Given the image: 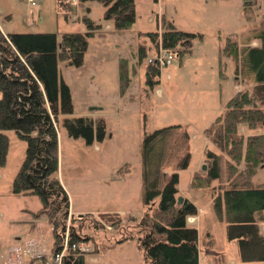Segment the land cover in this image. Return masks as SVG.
Listing matches in <instances>:
<instances>
[{
    "label": "rangeland",
    "instance_id": "rangeland-1",
    "mask_svg": "<svg viewBox=\"0 0 264 264\" xmlns=\"http://www.w3.org/2000/svg\"><path fill=\"white\" fill-rule=\"evenodd\" d=\"M243 1L133 0L134 20L126 30L116 31L112 21L103 17L104 8L97 0L76 5L66 16L56 9L55 0L33 3L0 0V29L4 32L51 31L59 42L63 32L85 30L82 14L99 24L98 30L87 37L79 65L66 64L59 58L57 64L70 89V115H93L94 121L102 118L104 133L101 138L94 136L87 142L82 135L67 132L62 123L65 114H59L54 122L57 175L69 193L70 208L76 212L82 210L80 213L86 215L81 220L68 216L65 222L68 226L74 224L80 235H86L83 241L90 248L86 258L97 257V261L90 260L89 264H144L136 238L118 239L134 234L137 219L130 220L128 216L139 218L143 211L140 158L143 133L170 123L185 126L190 152L186 167L178 173L177 195L202 207L195 226L201 233L209 226L215 244L223 243L224 222L216 217L206 190L192 187L190 179L194 171L204 170L201 165L205 163V148L219 155L222 180L227 177L226 155L206 138L202 129L221 112L235 92V84L236 89H247L253 81L241 62L245 47L259 44L254 33L264 29V0H246L249 3L244 7ZM161 18L171 20L178 29L196 34L189 52L177 55L171 51L170 62L158 65V81L150 86L145 82L144 66L149 58L156 56L157 48L143 37L145 54L137 63V45L143 39L136 32L159 30ZM225 36L237 41V62L221 49ZM160 50L164 52L161 47ZM121 58L126 60L129 76L127 89L122 93L118 84ZM238 130L244 135L254 132V128L245 125ZM4 132L8 147L5 162L0 166V264L6 261L9 249L26 247L32 239L33 247L48 255L53 240L45 214L35 213L40 206L37 197L10 191L25 142L12 129ZM233 163L237 169L235 177L247 173L245 160ZM259 167L250 177L253 184L264 181V168ZM102 210L117 212L121 220L113 226L108 222L104 226L94 225L97 212ZM28 254L22 255L23 260L29 259ZM226 260L240 262L232 252Z\"/></svg>",
    "mask_w": 264,
    "mask_h": 264
},
{
    "label": "trees",
    "instance_id": "trees-1",
    "mask_svg": "<svg viewBox=\"0 0 264 264\" xmlns=\"http://www.w3.org/2000/svg\"><path fill=\"white\" fill-rule=\"evenodd\" d=\"M88 0H55L64 16ZM103 6V17L112 21L116 31L126 30L134 20L133 0H97ZM84 31L63 32L59 42L51 31L17 32L0 30V166L4 164L8 147L5 129H12L24 140L22 160L10 182L12 193L35 195L40 202L35 213L45 214L52 233L51 251L60 247L68 215V197L57 175V132L54 122L65 114L62 123L70 135H82L87 142L104 133L102 118L94 121L85 115H70V89L59 74L58 58L69 65L82 62L87 37L97 31L99 24L86 14L81 15ZM100 32V31H98ZM196 33L178 29L169 19L161 18L159 30L137 31V63L145 54L144 38L155 48L189 52ZM257 45L245 47L242 59L253 81L247 89H237L225 102L223 109L207 127L206 138L227 157V177L222 180L218 154L204 149L205 169L192 173L190 185L208 189L212 209L224 222L225 235L236 242L241 261L264 260V181L253 184L250 177L260 165L264 168V29L254 33ZM59 43V44H58ZM237 62V41L225 36L221 47ZM134 69V68H133ZM157 63L144 66L145 82L158 81ZM119 91L129 84L126 60H119ZM240 125L254 132H239ZM190 152L188 133L184 125L170 123L144 132L140 145L141 202L143 211L137 219L134 234L123 235L118 241L134 237L143 252L144 264H197V229L186 222L197 207L188 202L176 203L178 171L186 167ZM245 160L247 173L235 177L233 162ZM171 162V166L169 163ZM170 167L166 169V167ZM215 180V185L212 181ZM184 201L187 199L184 197ZM85 214H69L81 220ZM121 220L117 212H99L94 225L104 222L116 225ZM69 241L84 240L74 224L68 226ZM61 264H89L85 254L68 249Z\"/></svg>",
    "mask_w": 264,
    "mask_h": 264
},
{
    "label": "crops",
    "instance_id": "crops-1",
    "mask_svg": "<svg viewBox=\"0 0 264 264\" xmlns=\"http://www.w3.org/2000/svg\"><path fill=\"white\" fill-rule=\"evenodd\" d=\"M250 2H252V1L250 0ZM246 3H249V2H246ZM246 3H244V1H243V4H242L243 7L246 5ZM1 31L4 32L3 30H1ZM235 79H236V77H235ZM234 87H235V90L234 91H236L237 90L236 89L237 88V84H235ZM157 91H158L157 93H160L159 90H157ZM92 108L93 109H98L97 107H92ZM90 117L92 118L93 115H91ZM240 126H242V125H240ZM259 168H261V167H259ZM178 173H179V171H178ZM213 181H215V180H213ZM212 184H215V183H212ZM61 185L63 186L64 190L66 191L64 185L62 183H61ZM177 189H178V186H177ZM204 190H206V192H207L206 193L207 199L211 203V197H210L211 193H210V191L208 189H204ZM66 194H67V197H68V212L69 213H72V214H78V213H80V211H82V210H77V212H76V211H73L72 208H70L69 193L66 192ZM188 201L189 202H192L197 207V213L193 215V216H195V220L197 221V219L199 217V213L202 212V207L199 204H196L195 202H193L191 200H188ZM104 211L105 210L98 211L97 213L104 212ZM105 212H110V211H105ZM194 221L192 222L191 220L187 219V217H186V222L187 223L194 224L195 225V222L196 221L195 222ZM263 226H264V224L263 225H260L259 224L260 230L264 233ZM196 229H197V250H198V262H197V264H236L233 261H229L228 262L226 260V257L228 255V253H230V252L235 253V255L237 257H238V254H237L236 242L234 240H232V239L229 240V239L226 238L225 230H224V236L222 237L223 243L221 245H216L215 242H214V240L212 239L214 237V234L211 233L212 230L209 228V226L206 227V228L205 227L203 228V230H204L203 232L204 233H201V231H199V228L196 227ZM28 243H30V246H29L30 251H29V254H28L29 259L27 261H30V260H32L31 259V256L32 255H34L36 253H41L42 254V252H40L41 250L37 249L35 246L33 247L34 239H32V241H30V242L28 241ZM230 246H232V249L230 248V250L228 251L227 249ZM234 246H235V248H234ZM11 249H9V254H10V250ZM96 258L97 257L95 255H91V257L88 256V259L87 260L90 263V260L91 261H97ZM253 262H255L254 264H264V260H261V261H241L240 260V262L237 263V264H251ZM259 262H261V263H259Z\"/></svg>",
    "mask_w": 264,
    "mask_h": 264
},
{
    "label": "built area",
    "instance_id": "built-area-1",
    "mask_svg": "<svg viewBox=\"0 0 264 264\" xmlns=\"http://www.w3.org/2000/svg\"><path fill=\"white\" fill-rule=\"evenodd\" d=\"M29 3H33L34 0H26ZM76 1V0H72ZM172 57L171 51L164 49V52L162 53L160 48H157V54L154 58H149L147 62L153 61L157 63V65H163L170 62V59ZM69 213V212H68ZM69 214L67 215V217ZM66 217V219H68ZM187 219L191 220L192 222L195 220V216L188 215ZM110 227V226H106ZM26 247H18L14 246L10 250V254L8 255L6 261L4 264H61L62 258L65 254V251L68 249H73L78 253L85 254L90 251V248L87 244L84 243L83 240L79 241H69L68 238V225L65 223V229L63 232V237L60 242V247L56 249L55 251H51L50 254L44 255L41 253H36L31 256L30 261H25L22 258L23 254H27L30 251V243H26Z\"/></svg>",
    "mask_w": 264,
    "mask_h": 264
},
{
    "label": "water",
    "instance_id": "water-1",
    "mask_svg": "<svg viewBox=\"0 0 264 264\" xmlns=\"http://www.w3.org/2000/svg\"><path fill=\"white\" fill-rule=\"evenodd\" d=\"M246 2L247 1L245 0L244 3H246ZM201 168L202 169H205V163H202ZM188 202H189L188 200L187 201H184V197L182 195H179V194L176 195V203H178V204L182 203V207L187 206ZM78 214L80 215L81 213H78Z\"/></svg>",
    "mask_w": 264,
    "mask_h": 264
}]
</instances>
